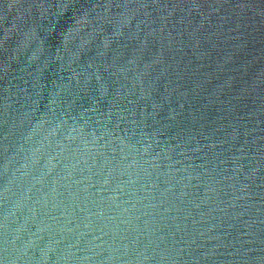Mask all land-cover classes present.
<instances>
[{"label": "water", "instance_id": "95a60500", "mask_svg": "<svg viewBox=\"0 0 264 264\" xmlns=\"http://www.w3.org/2000/svg\"><path fill=\"white\" fill-rule=\"evenodd\" d=\"M0 264H264V0H0Z\"/></svg>", "mask_w": 264, "mask_h": 264}]
</instances>
